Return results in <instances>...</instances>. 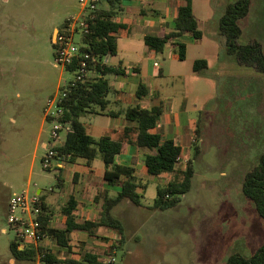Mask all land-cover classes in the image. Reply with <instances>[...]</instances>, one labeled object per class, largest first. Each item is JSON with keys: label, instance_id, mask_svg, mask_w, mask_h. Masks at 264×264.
I'll list each match as a JSON object with an SVG mask.
<instances>
[{"label": "rangeland", "instance_id": "rangeland-1", "mask_svg": "<svg viewBox=\"0 0 264 264\" xmlns=\"http://www.w3.org/2000/svg\"><path fill=\"white\" fill-rule=\"evenodd\" d=\"M185 1L175 0V6ZM235 1L191 0L202 39L184 38L188 43L183 61L166 45L156 59L164 78L146 77L152 92L158 85L168 87L164 111L186 115L192 130L200 134L201 152L194 159V147L182 143L183 158L192 161L194 176L191 190L177 205L154 206L158 188L175 175L165 174L146 179L140 207L124 202L115 209L122 224V232L116 231L120 241L104 254L114 257V264H225L235 253L251 257L264 245V222L242 194L246 173L264 153V75L227 55L225 39L218 33L225 6ZM251 1L249 15L239 21V44L257 42L264 51V0ZM100 7L110 5L102 1ZM81 9L79 0H0V264L7 263L10 242L15 240L6 206L12 195L28 191L33 197L40 190L43 195L54 190L62 196L59 179L70 182L74 170L85 171L75 166L61 175L42 163L44 144L50 148L66 137L61 133L59 140L52 139L46 110L73 79L55 66L52 42L57 31L53 32ZM198 59L208 62L202 76L193 72ZM128 96L134 107L158 104L151 98L138 99L134 92ZM105 119L85 113L80 121L94 134ZM91 163L96 171L104 168L100 155ZM69 253L59 255L68 259Z\"/></svg>", "mask_w": 264, "mask_h": 264}, {"label": "trees", "instance_id": "trees-1", "mask_svg": "<svg viewBox=\"0 0 264 264\" xmlns=\"http://www.w3.org/2000/svg\"><path fill=\"white\" fill-rule=\"evenodd\" d=\"M102 1L110 6L116 2L115 0H100L96 17L90 24V33L82 40L84 45L82 50L95 59L94 64L96 65L90 63V67H93L92 70L96 72L97 77L87 79L67 90L60 104L63 115L57 120L62 124L70 125L72 133L66 135L63 145L55 149L69 163L78 159L91 163L100 155L104 164V181L110 186L119 185L121 191L114 196L108 194L104 196L100 216L93 222L76 223L73 211L77 203L73 197H70L67 206L63 208V214L66 216L64 227L59 229H47L51 215L47 205L42 202L44 213H49L40 219L42 230L48 236L53 237L59 246L68 250L72 249L70 240L73 232H86L90 237H94L96 230L101 227L122 232L121 221L113 216L114 209L124 202L136 207L142 205V192L146 189V183L143 184L136 178L133 166H124L117 161L123 151L124 142L147 151L144 164L149 176L175 174L165 187L158 188L154 205L157 208H170L177 205L181 201V196L191 190L194 176L191 160L187 161L185 168L178 170L183 153L182 148L173 140L164 139L161 134L151 132L163 114V103L154 105L150 109L136 106L118 112H109L108 115L111 117L124 116L129 122L138 124L136 129L129 127L124 130L122 141H114L108 137L94 139L87 133L84 124L80 121L85 113L106 112L110 105L108 97L114 90L105 77L125 74L121 68H113L104 62L106 58L116 56L117 36L125 26L117 20V13L112 7L110 9L100 7ZM251 3V0H236L228 3L224 14L219 19V35L225 39L226 52L229 56L236 58L244 66L254 65L256 70L264 75L262 46L257 42L239 44L242 35L239 21L249 15ZM184 35H190L196 41L203 37L191 0H186V3L178 8L172 32L163 37L148 35L144 41L146 46L156 53H162L165 46L171 44L177 50L179 60L183 61L186 57V45L176 40ZM52 45L55 49L53 42ZM207 68L208 62L205 59H198L193 64V72L198 76H202ZM74 69L75 67H71L67 69V72L72 73ZM148 93V88L140 84L136 97L142 99ZM46 121L50 122L48 119ZM199 141L200 134L196 131L193 141L194 159L198 158L201 152ZM242 194L254 203L259 217L264 222V153L258 157L257 164L246 173L242 184ZM114 248H117L116 244L111 247V249ZM10 252L15 260L20 261H33L36 257L35 252L19 251L15 241L10 243ZM102 259L101 255L85 252L80 259L59 260L54 255H46L43 261L51 264H104ZM225 264H264V245L251 257L235 253L227 259Z\"/></svg>", "mask_w": 264, "mask_h": 264}, {"label": "crops", "instance_id": "crops-1", "mask_svg": "<svg viewBox=\"0 0 264 264\" xmlns=\"http://www.w3.org/2000/svg\"><path fill=\"white\" fill-rule=\"evenodd\" d=\"M115 1L116 2L108 9L111 7L113 9L118 7V9L115 10L117 13V20L123 24L125 28L122 29L117 36L116 56L108 57L104 60V62L113 68H121L125 74L118 76L116 75L114 76V79L105 77L114 90V98H108L110 100V105L108 106L106 112H101L94 115L106 118L105 120H107V122H104L103 125H99L94 134L89 133L85 124L84 126L87 133L94 139L108 137L114 141H122L124 138V130L129 127L136 129L138 124L136 122H129L124 116L111 117L108 115V113L118 112L120 110L127 109L128 107H134L132 105V100L128 95L131 92H134L136 96V92L140 84H144L149 90L148 95L144 97V99L151 98V100H157L158 104L163 103V105H166V100H169V89L166 85H158L156 87V91L152 92L151 88L146 84V77H152L156 79L164 78V73L163 68L159 62L156 61L157 54L159 53L150 50L146 46L144 38L148 35L163 37L164 35L172 32L173 21L177 10L180 6H183L186 1L180 6H175V0ZM57 30L58 29L55 28L53 35ZM135 32L136 34H133ZM185 37L190 38L193 42L197 41L194 40V38L190 35H184L176 40L186 45L187 53L188 42L186 39H184ZM167 45H169L174 50L178 57L177 50L171 44ZM113 58H116L114 62H112ZM145 73L147 76H145ZM93 74L95 76L97 75L94 71ZM162 91L164 93H168L163 95ZM151 132L153 134H161L164 139L173 140L182 148L184 153L182 143L193 146L196 130H192L190 122L184 113L179 112L177 114H171V112L169 113L168 111L166 112L163 110V114L159 118L157 126ZM44 147L47 148V144H44ZM146 153V150L137 148L129 143L124 142L123 151L117 158L119 164L124 166H133L135 169L134 175L143 184H145L146 179L149 177L144 164ZM183 153L180 158L178 170L185 168L188 161L183 158ZM181 159H183V161H181ZM79 160L81 159H78L73 163L65 162L62 165V168L55 167V169L60 171L61 175L65 173L68 168L74 169L75 166H82L83 168L85 167L84 173H78L76 170H74L72 174L73 177L71 178L70 182L62 180V178L59 179V187L62 191H64L62 196L59 194L57 195L54 190L50 192L53 195H49L50 193L43 195L41 190L38 191L37 195L40 197L41 201L47 205L51 215V221L49 225H47V229H59L64 227L66 216L63 214V208L67 206L70 197H73L77 203V207L75 211H73V216L75 217L76 223H81L83 221L93 222L100 216L104 204V196L106 194L109 196H114L121 191L119 185L110 186L104 181V168L96 171L92 163H86L85 165H82V163L78 162ZM66 175L69 177L68 174ZM172 177H169V181L172 179ZM8 202L9 200L6 203L7 209ZM125 203L131 205L128 202ZM115 209L113 211V216L117 218L114 213ZM49 213L45 212L43 216H47ZM2 233L5 234L6 229H2ZM52 238L53 237L48 236L46 233V238L37 249L22 250L20 247L17 248L19 251L35 252L36 257L33 261L15 260L10 252V256H8L7 263L5 264H44L43 259L40 258V254L54 255L59 260H64L66 257L59 255V253L62 251L65 253V250L70 252L68 259H80L82 254L85 252L98 254L105 258L104 254L107 248H111L114 246V244H116V246L119 245L120 241L116 230L107 229L105 227L98 228L94 237H90L86 232H73L71 234L70 240V247L72 248L71 250L59 246L54 241L55 239ZM14 241L16 243V238Z\"/></svg>", "mask_w": 264, "mask_h": 264}, {"label": "built area", "instance_id": "built-area-1", "mask_svg": "<svg viewBox=\"0 0 264 264\" xmlns=\"http://www.w3.org/2000/svg\"><path fill=\"white\" fill-rule=\"evenodd\" d=\"M82 7L77 16H72L57 30L55 45V66L66 70L75 67L71 73L73 79L65 87L60 89V94L50 101L49 108L46 110L45 119H48L52 125L51 137L53 140H59L60 134L65 136L72 133V128L68 124L58 122L63 115V109L60 107L62 100L66 96L67 90L73 88L76 84L87 79L96 77L93 74L95 59L86 51L82 40L90 33V24L96 17V11L99 7L100 0H79ZM78 35L79 41H76ZM52 107L55 111L52 112ZM63 142L51 146L47 145V153L42 159L45 169L49 170L54 167L62 168L66 162L65 158L59 154L55 147L63 145ZM55 162V166L54 163ZM44 215L42 201L38 195L30 197L28 191L21 194H13L8 202V224L11 230L15 232L17 248L22 250L37 249L46 238V232L42 230L41 217ZM46 255L40 254L44 259ZM104 264L115 262V258L105 257L102 259ZM44 264H51L44 262Z\"/></svg>", "mask_w": 264, "mask_h": 264}]
</instances>
